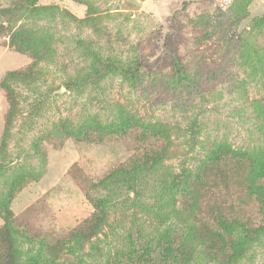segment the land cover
<instances>
[{
  "label": "rangeland",
  "instance_id": "374dc122",
  "mask_svg": "<svg viewBox=\"0 0 264 264\" xmlns=\"http://www.w3.org/2000/svg\"><path fill=\"white\" fill-rule=\"evenodd\" d=\"M0 264H264V0H0Z\"/></svg>",
  "mask_w": 264,
  "mask_h": 264
},
{
  "label": "trees",
  "instance_id": "16d2710c",
  "mask_svg": "<svg viewBox=\"0 0 264 264\" xmlns=\"http://www.w3.org/2000/svg\"><path fill=\"white\" fill-rule=\"evenodd\" d=\"M167 147L169 148V146H166L164 147L163 149V154L165 152V150L167 149ZM162 153L160 154H156L155 156H159L162 158ZM218 156H216L215 158L213 157L209 163L205 164L204 165V177L202 176L203 178V182L205 183V181L207 180V184H206V187H207V191H218L220 188H219V185L220 184H223V180L222 178H220L221 174H222V168H219L220 167V164H219V160H216L217 158H219L220 154H217ZM156 159V158H155ZM207 172L210 173V175H207ZM210 179V181H209ZM205 185V184H204ZM225 217V216H224ZM223 216H220L219 218H216L215 220L218 221L220 218H224ZM214 220V221H215ZM201 221V220H200ZM200 223V222H199ZM200 228L202 230H205V232L209 233L211 236L217 238L219 236V233L217 231H214L213 228L211 227V225L206 222V221H201V225H199Z\"/></svg>",
  "mask_w": 264,
  "mask_h": 264
}]
</instances>
